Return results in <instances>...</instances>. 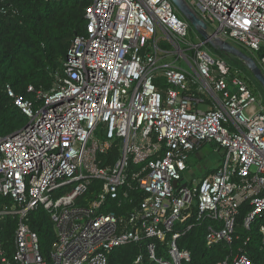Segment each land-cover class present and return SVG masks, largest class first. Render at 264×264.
Masks as SVG:
<instances>
[{
  "label": "built area",
  "instance_id": "obj_1",
  "mask_svg": "<svg viewBox=\"0 0 264 264\" xmlns=\"http://www.w3.org/2000/svg\"><path fill=\"white\" fill-rule=\"evenodd\" d=\"M187 2L213 36L249 49L264 69V0ZM85 17L86 33L74 38L51 90L30 86L29 99L6 87L29 122L0 137V264H108L114 248L145 240L152 261L185 264L192 255L179 247L177 226L194 218L215 221L208 246L233 244L243 202L252 205L246 228L264 215V102L203 45L193 46L192 64L180 48L189 23L171 0H92ZM159 28L219 94L210 110L194 106L189 72L162 61ZM208 142L224 150L223 163L184 181L191 154ZM115 147L119 157L103 165L100 155ZM94 179L103 187L91 200L85 194ZM40 207L57 231L48 255L28 224ZM13 221L9 250L3 237ZM158 241L167 256L158 255ZM216 264L253 263L239 252Z\"/></svg>",
  "mask_w": 264,
  "mask_h": 264
},
{
  "label": "trees",
  "instance_id": "obj_2",
  "mask_svg": "<svg viewBox=\"0 0 264 264\" xmlns=\"http://www.w3.org/2000/svg\"><path fill=\"white\" fill-rule=\"evenodd\" d=\"M91 2L92 0H7L6 3H0L7 10L0 11V137L22 129L29 122L28 117L9 98L7 85H10L16 94L29 99H35V92L29 91L30 86L35 90H51L55 82L54 74L62 68L74 38L86 33L85 16ZM209 45L206 44L203 48ZM225 56L224 52H218V58H225L233 73L238 71L252 91L255 94L261 92L264 97L263 85L247 65L235 56ZM255 59L262 67L260 61ZM156 84L161 91L167 87L165 79L161 76L157 77ZM119 155L120 151L115 147L109 155H100V158L103 165H107L114 163ZM214 171L215 169H209L206 176ZM102 187L103 183L94 179L85 195L93 200ZM136 195L139 201L144 199L143 194L136 192ZM126 205L125 208L133 206ZM251 209V202L245 201L241 204L233 244L219 242L213 246L207 245L209 226L215 225V221L210 218L199 222L194 218L187 223L178 224L177 230L182 232L178 245L181 249L190 251L192 255L191 262L185 264H216L239 252H245L253 264H264V215L257 218L248 229L244 221ZM194 212L196 213V209ZM12 223L11 229L3 237L9 250L13 246L15 230V221ZM28 224L38 233L41 250L48 255L57 239L55 223L50 214L43 207L31 211ZM189 224L193 226L187 230ZM147 244L148 240H145L114 248L108 255V264H157L150 259ZM158 245V255L167 256L165 242L158 241ZM142 252L143 260L136 263Z\"/></svg>",
  "mask_w": 264,
  "mask_h": 264
},
{
  "label": "rangeland",
  "instance_id": "obj_3",
  "mask_svg": "<svg viewBox=\"0 0 264 264\" xmlns=\"http://www.w3.org/2000/svg\"><path fill=\"white\" fill-rule=\"evenodd\" d=\"M176 13L181 19L189 23L188 34L185 37V41L181 42L180 48L183 50L186 56L189 57L190 61L193 64V46L201 45L203 43V36L198 31V29L185 16H183V14L178 9H176ZM209 32L212 33L211 28H209ZM157 39L160 48L163 50V53H160V57H162L163 62H175L176 66L186 71L192 70L191 65L187 63L185 57L181 55V53H179L177 45L166 35L165 31H163V29L161 28H159L158 30ZM232 44L238 47L239 49L243 50L245 53L250 54L255 58H258L257 55L249 49L244 48L239 44H236L235 42H232ZM205 49H207L214 57L218 58V52L220 51L219 49H216L211 44ZM229 56L231 55L226 54L225 57L229 58ZM257 95L259 100L264 102V97L262 96L263 94L261 92H258ZM223 161L224 150L220 149L219 145H217L215 142L206 143L197 151L196 154H191L188 160L189 170H187L186 172L184 181L187 182L192 181L194 179L199 180L205 178L207 170L209 168H217L223 163Z\"/></svg>",
  "mask_w": 264,
  "mask_h": 264
},
{
  "label": "water",
  "instance_id": "obj_4",
  "mask_svg": "<svg viewBox=\"0 0 264 264\" xmlns=\"http://www.w3.org/2000/svg\"><path fill=\"white\" fill-rule=\"evenodd\" d=\"M183 16H185L201 33L203 36V43L201 45L211 44L216 49L224 52L227 55L235 56L240 59L251 70L257 80L264 87V72L262 67L258 64L257 60L234 46L228 40L222 39L218 36H213L209 30L207 23L199 17L197 12L189 5L187 0H171Z\"/></svg>",
  "mask_w": 264,
  "mask_h": 264
},
{
  "label": "crops",
  "instance_id": "obj_5",
  "mask_svg": "<svg viewBox=\"0 0 264 264\" xmlns=\"http://www.w3.org/2000/svg\"><path fill=\"white\" fill-rule=\"evenodd\" d=\"M191 67L192 70L188 71L189 78L191 81V90L193 93L196 94L197 97V101L194 106L199 110H203V111L210 110L211 108L214 107V100H216L219 94L211 90L210 88H207L203 83H201V81H199V75L195 67L193 66ZM209 169H216V168H209Z\"/></svg>",
  "mask_w": 264,
  "mask_h": 264
}]
</instances>
